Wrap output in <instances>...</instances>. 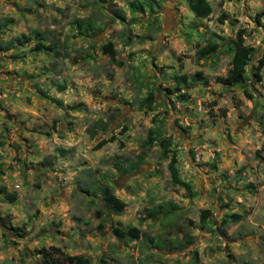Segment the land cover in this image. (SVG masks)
Listing matches in <instances>:
<instances>
[{"label": "rangeland", "instance_id": "rangeland-1", "mask_svg": "<svg viewBox=\"0 0 264 264\" xmlns=\"http://www.w3.org/2000/svg\"><path fill=\"white\" fill-rule=\"evenodd\" d=\"M135 1L0 0V47L13 41L0 49V187L15 193L0 192V264H43L50 247L90 264H264V0H206L204 17L187 0ZM77 19L94 26L82 33ZM237 29L252 48L249 98L219 81ZM158 124L167 153L154 145L119 172L115 157L133 158ZM172 156L189 190L171 180ZM93 181L123 200L118 214L83 190ZM157 204L173 209L146 217ZM127 226L137 238L115 235Z\"/></svg>", "mask_w": 264, "mask_h": 264}, {"label": "trees", "instance_id": "trees-1", "mask_svg": "<svg viewBox=\"0 0 264 264\" xmlns=\"http://www.w3.org/2000/svg\"><path fill=\"white\" fill-rule=\"evenodd\" d=\"M132 5H134L135 8H143L144 5L143 2L135 1L131 2ZM187 5L193 16L195 17H204L208 15L210 12V6L206 0H187ZM264 13H261L260 15H263ZM256 20L259 21V15H255ZM218 20H223V15L218 16ZM74 23L76 24V28L80 29L82 33H85L88 29H91L94 25L91 22L82 23L79 19L75 20ZM85 24V25H84ZM243 29H237L235 31V40L233 45V53L229 62V68L227 69V73L223 77H219V81L222 84L226 85H242L243 93L246 97H250V93L245 88V67L248 65V61L251 56L252 48L248 45H246L243 41ZM44 37L40 36L37 40L38 43H40L43 40ZM15 42H20V39H15ZM13 41L9 43V45L0 47V49H7L10 45H12ZM217 47V44L214 42H211L201 48H199L197 52L198 58L205 56L206 54L215 51ZM103 51H105L111 59H113V50L110 47V42L104 43L102 45ZM264 63V59H259L257 64L255 65V75L259 78L258 71L262 64ZM176 80V83H186V76L185 75H177L174 77ZM201 78V72L196 71L191 78V80H198ZM167 92H170L169 89H166ZM147 109L151 110L152 104L155 101L153 92L149 91L147 95L144 98ZM159 122V121H158ZM95 129L99 130H105V122L102 120L95 121L93 125L90 126V132L94 133ZM161 125H155L153 127H149L147 129L145 138L140 143V150L139 152L134 155L133 158H130L128 156H120L115 157V161L113 163L114 167L121 173H128L132 170L137 169L143 159L146 157L147 150L154 146L158 145L161 149V152L166 154L168 151L169 146V138L165 135H162L161 133ZM103 142V139L98 143L100 144ZM264 149V144L263 147ZM118 158V159H117ZM117 159V160H116ZM264 160V157H263ZM175 163V156H172L167 164L168 170L170 173L171 180L177 184L180 185L187 190H189V185L180 179L177 175L176 168L174 166ZM87 194L90 192H96L98 194L99 199L101 200L102 204L105 206L106 210L109 211L112 214H118L122 208L124 207L125 203L120 198L116 197L110 187L107 183H104L103 181H93L90 187L83 189ZM0 192L4 195V197L8 201H13L15 199V193L13 192H7L4 187H0ZM172 206H165L164 204H157L155 206L144 208V213L146 217L151 219H156L158 217H166L168 212L172 210ZM207 210H202L200 219L202 222H204V219L207 214ZM231 218L235 216L234 214L230 215ZM227 218L223 217L222 222H225ZM232 221L234 219H231ZM229 221V220H228ZM12 228V227H10ZM16 227H13V229ZM115 235L118 237H129V238H137L138 237V231L135 227H120V228H114ZM23 232V231H22ZM187 242H190L191 237L188 236L185 239ZM160 246V244H158ZM180 244H172L171 242L168 243L167 248H178ZM40 258L41 262L43 264H90V261L87 257H84L83 255L76 254V255H68L63 253L62 251H59L55 247H50V250L48 249H41L40 250ZM159 264V263H157Z\"/></svg>", "mask_w": 264, "mask_h": 264}]
</instances>
